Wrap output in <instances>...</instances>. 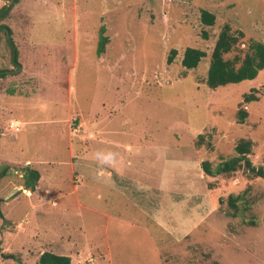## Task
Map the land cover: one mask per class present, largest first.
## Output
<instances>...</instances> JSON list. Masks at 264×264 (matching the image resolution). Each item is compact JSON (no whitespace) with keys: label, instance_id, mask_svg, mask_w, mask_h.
I'll return each mask as SVG.
<instances>
[{"label":"rangeland","instance_id":"obj_1","mask_svg":"<svg viewBox=\"0 0 264 264\" xmlns=\"http://www.w3.org/2000/svg\"><path fill=\"white\" fill-rule=\"evenodd\" d=\"M0 24L20 63L0 79V264L43 252L72 264H264V69L206 84L224 25L242 34L224 59L264 44V0H19ZM186 48L205 52L195 69L181 65ZM241 139L260 177L204 174L201 162L237 156ZM28 169L39 173L29 193Z\"/></svg>","mask_w":264,"mask_h":264},{"label":"trees","instance_id":"obj_2","mask_svg":"<svg viewBox=\"0 0 264 264\" xmlns=\"http://www.w3.org/2000/svg\"><path fill=\"white\" fill-rule=\"evenodd\" d=\"M19 0H9V5L0 8V23L9 14L12 7L17 4ZM200 21L206 26H212L214 23V16L205 10L200 12ZM0 31L3 32L5 37V43L9 49L11 55L12 70H0V79L7 77L8 75H16L20 69V63L18 62V52L11 37V30L4 24H0ZM105 29L102 26L99 31V39L97 50L99 53L104 51L107 44V37L104 36ZM241 33L235 36L228 25H224L220 30L217 39L214 43L210 54L209 66L206 77V84L211 89H216L228 84H236L245 80H253L257 77L259 71L264 69V44L260 42L252 41L247 47V51L244 56L240 58L235 56L233 59H224V55L228 54L238 43ZM175 51L171 50L167 56V63L171 64L174 58ZM205 57V52L194 49L186 48L183 52L181 59V65L185 69H195L202 58ZM257 100V97L251 93L244 95L243 103ZM247 117V112L244 109L237 112L238 123H243ZM251 141L239 140L236 144L234 151L237 156H234L228 160L220 162L215 167H211V164L207 161L201 162V168L204 174L207 176H229L237 169L242 168L246 170L250 175L260 177L262 172L259 169H255L247 155L251 153ZM7 170V167L3 168L0 172V176H3ZM39 180V173L36 170L28 169L25 173L24 190L34 192L36 184ZM239 199V196L232 198L228 197V204L233 206L235 200ZM1 253V249H0ZM38 264H72L71 260L67 256L56 255L51 252H43L38 257Z\"/></svg>","mask_w":264,"mask_h":264},{"label":"crops","instance_id":"obj_3","mask_svg":"<svg viewBox=\"0 0 264 264\" xmlns=\"http://www.w3.org/2000/svg\"><path fill=\"white\" fill-rule=\"evenodd\" d=\"M19 187H20V186H19ZM25 192L29 193V191H26V190H25Z\"/></svg>","mask_w":264,"mask_h":264},{"label":"built area","instance_id":"obj_4","mask_svg":"<svg viewBox=\"0 0 264 264\" xmlns=\"http://www.w3.org/2000/svg\"><path fill=\"white\" fill-rule=\"evenodd\" d=\"M16 130H17V128H16Z\"/></svg>","mask_w":264,"mask_h":264}]
</instances>
